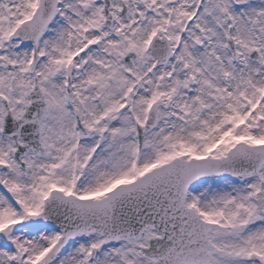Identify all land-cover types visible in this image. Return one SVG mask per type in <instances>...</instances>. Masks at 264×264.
Masks as SVG:
<instances>
[{
  "label": "snow or ice",
  "instance_id": "6c2138e0",
  "mask_svg": "<svg viewBox=\"0 0 264 264\" xmlns=\"http://www.w3.org/2000/svg\"><path fill=\"white\" fill-rule=\"evenodd\" d=\"M0 264H264V0H0Z\"/></svg>",
  "mask_w": 264,
  "mask_h": 264
}]
</instances>
